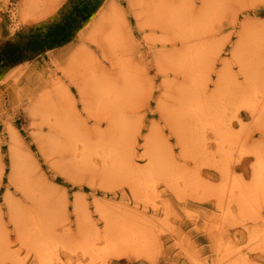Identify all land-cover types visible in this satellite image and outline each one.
Listing matches in <instances>:
<instances>
[{
	"label": "rangeland",
	"instance_id": "obj_1",
	"mask_svg": "<svg viewBox=\"0 0 264 264\" xmlns=\"http://www.w3.org/2000/svg\"><path fill=\"white\" fill-rule=\"evenodd\" d=\"M85 4L0 0V49ZM260 159L264 0H103L0 73V264H264Z\"/></svg>",
	"mask_w": 264,
	"mask_h": 264
},
{
	"label": "trees",
	"instance_id": "obj_2",
	"mask_svg": "<svg viewBox=\"0 0 264 264\" xmlns=\"http://www.w3.org/2000/svg\"><path fill=\"white\" fill-rule=\"evenodd\" d=\"M103 0H86L85 6L76 5L63 21L47 25L39 34L21 43L8 44L0 49V73L41 52L67 44L81 24L89 21Z\"/></svg>",
	"mask_w": 264,
	"mask_h": 264
},
{
	"label": "bare ground",
	"instance_id": "obj_3",
	"mask_svg": "<svg viewBox=\"0 0 264 264\" xmlns=\"http://www.w3.org/2000/svg\"><path fill=\"white\" fill-rule=\"evenodd\" d=\"M109 5V4H108ZM109 6L106 8V12L104 11L105 9H103V7L99 10V14L102 12V10L104 11V13H107L108 11H109ZM103 13V12H102ZM99 14H98V16H99ZM100 16H102L101 14H100ZM105 16V15H104ZM103 17V16H102ZM96 21V20H95ZM97 25H99V23H100V20L99 21H97V22H95ZM248 90V89H247ZM243 94V93H242ZM245 99V98H244ZM115 101V100H114ZM256 104V103H255ZM239 105V104H238ZM251 106V105H250ZM208 115H209V113H207ZM209 117V116H208ZM207 118V117H206ZM212 118V117H211ZM210 119V118H209ZM211 121V120H210ZM225 132V131H224ZM110 145V144H109ZM166 148V147H165ZM166 154V153H165ZM114 160V159H113ZM261 161L259 162V166H258V169L256 170V177H257V179H256V185L253 187V188H251L250 190H252V191H250V192H248V194H246V195H244V198H245V200H247V203L249 204V202L251 201V198L252 197H254V196H256L257 194H256V189H259V188H262L263 187V185H264V166H263V164H262V159H260ZM17 168V167H16ZM119 170H121V169H119ZM16 179V178H15ZM226 183V182H225ZM189 184V183H188ZM221 185V184H220ZM145 186V185H144ZM140 187V186H139ZM234 187V186H233ZM238 187V186H237ZM264 189V188H263ZM188 190V189H187ZM205 190V189H204ZM253 190H255V191H253ZM263 191V190H262ZM254 192H255V195H254ZM259 192V191H258ZM262 194L261 195H264L263 194V192H261ZM210 194V193H209ZM254 195V196H253ZM212 196V195H211ZM221 197V196H220ZM184 198V197H183ZM264 198V197H263ZM256 200V199H255ZM260 200V199H259ZM236 202H238V201H236ZM247 203H245V204H247ZM218 204V203H217ZM244 204V203H243ZM221 205V204H220ZM256 205V204H255ZM261 207V206H260ZM258 208V207H257ZM262 209V208H261ZM191 215V214H190ZM255 220V219H254ZM36 221V220H35ZM34 221V222H35ZM130 226V225H129ZM134 227V226H133ZM42 228V227H41ZM32 229V228H31ZM38 229H39V227H38ZM121 229V228H120ZM138 228H136V230H137ZM219 229V228H218ZM135 230V228H129V227H122V229L121 230H118L119 232L117 233V234H120V233H122L123 235H119V236H117V234H116V232H117V230H116V232H115V234L114 235H116V236H114L115 238H110V236H111V233H108V234H106V235H110V236H106L105 238H103V241H104V243H105V247L108 249V248H112L113 247V245H114V247H115V245H117L116 243H118V242H120V239L121 240H123V241H121L122 243L124 242V243H128L129 242V244L128 245H130V244H132L133 243V241H135V239L137 238V235L138 234H140V233H138V232H140L139 230H138V232ZM31 231V230H30ZM41 231V230H40ZM263 231V230H262ZM29 232V231H28ZM36 232H37V230H36ZM113 232V231H112ZM39 233V232H38ZM114 233V232H113ZM29 234V233H28ZM33 234V233H32ZM42 234V233H41ZM97 234V233H96ZM142 234H144V233H142ZM30 235V234H29ZM34 235H35V233H34ZM40 235V234H39ZM38 235V236H39ZM141 235V234H140ZM139 235V238H141V236ZM37 237V236H36ZM41 237V236H40ZM43 237V236H42ZM46 237V236H45ZM50 237V236H49ZM99 237H100V235H99ZM119 237H121V238H119ZM30 240H31V238H29ZM28 239V240H29ZM37 239V238H36ZM86 239V238H85ZM94 239V238H93ZM138 240L139 239H136V242H138ZM26 241H27V239H26ZM44 241V240H43ZM42 241V242H43ZM48 241V240H47ZM32 242V241H31ZM45 242V241H44ZM43 242V243H44ZM57 242V241H56ZM121 242H120V244H121ZM28 243V242H27ZM51 243V242H50ZM83 243V242H82ZM37 244V243H36ZM45 244V246L44 247H42V249L41 250H39V252L40 253H38V255L39 254H41V258H42V263L41 264H53L52 263V261H53V258H51V256L49 255V251H48V249H46L47 247H46V242L44 243ZM52 244V243H51ZM63 244V243H62ZM91 245L89 246V244H87L88 245V249L90 250H88L87 248H84V249H87V250H85V252L84 253H86V251H89V253L92 251V252H94L93 250H94V246H97V243L96 244H94L93 242H91L90 243ZM126 244H124V245H126ZM137 244V243H136ZM41 245V244H40ZM38 246V247H41V246ZM59 245V244H58ZM57 245V246H58ZM86 245V246H87ZM122 245V244H121ZM51 246H53V245H51ZM55 246V245H54ZM53 246V247H54ZM61 246V245H60ZM64 246V245H63ZM37 247V248H38ZM46 247V248H45ZM69 247V246H68ZM57 248V247H56ZM70 248V247H69ZM117 248V247H116ZM35 249V248H34ZM40 249V248H39ZM53 249V248H52ZM55 249V248H54ZM57 249H59V248H57ZM81 249V248H80ZM78 250V249H77ZM76 250V251H77ZM38 251V250H37ZM55 251H56V249H55ZM96 251V250H95ZM103 252V250H100V252L98 253V251H97V253H98V255L100 254V253H102ZM192 251V250H191ZM91 252V253H92ZM111 252V251H110ZM91 253H90V255H91ZM95 253V252H94ZM72 254H74V253H72ZM104 254H106V252L104 253ZM226 254H227V252H226ZM59 255V254H58ZM92 255H94V254H92ZM103 255V254H102ZM97 256V255H96ZM107 256H108V254H107ZM224 256V255H223ZM57 257H59V256H57ZM86 257V256H85ZM93 257V256H92ZM94 257H95V255H94ZM93 257V258H94ZM98 257V256H97ZM102 257H104V256H102ZM109 257V256H108ZM187 257V256H186ZM40 258V259H41ZM100 258H101V256H100ZM105 258H106V256H105ZM57 259H59V258H57ZM70 259V258H69ZM78 259V258H77ZM194 259V258H193ZM98 260V259H97ZM101 260V259H100ZM104 260V259H103ZM192 260V259H191ZM59 261V260H58ZM95 261H96V257H95ZM106 261V260H105ZM193 261V260H192ZM62 262V261H61ZM97 262V261H96ZM70 263V262H69ZM80 264H81V262H80Z\"/></svg>",
	"mask_w": 264,
	"mask_h": 264
}]
</instances>
